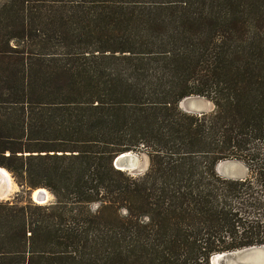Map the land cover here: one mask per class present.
Instances as JSON below:
<instances>
[{
	"label": "trees",
	"instance_id": "1",
	"mask_svg": "<svg viewBox=\"0 0 264 264\" xmlns=\"http://www.w3.org/2000/svg\"><path fill=\"white\" fill-rule=\"evenodd\" d=\"M140 148L142 175L113 167ZM0 168L54 199L0 201V264L264 245V0H0Z\"/></svg>",
	"mask_w": 264,
	"mask_h": 264
},
{
	"label": "water",
	"instance_id": "2",
	"mask_svg": "<svg viewBox=\"0 0 264 264\" xmlns=\"http://www.w3.org/2000/svg\"><path fill=\"white\" fill-rule=\"evenodd\" d=\"M194 108L196 112L200 111L202 109L200 102L195 103ZM138 161L136 154L131 152L122 153L114 158L113 167L120 171H136L138 169ZM219 167H222L228 177H239L242 174L241 166L230 160L221 162ZM3 186L0 199L7 196L5 185ZM35 190H38V196L34 200L42 202V197L46 194L45 190L41 188ZM213 256L211 257L214 260L213 264H264V245L252 246Z\"/></svg>",
	"mask_w": 264,
	"mask_h": 264
},
{
	"label": "rangeland",
	"instance_id": "3",
	"mask_svg": "<svg viewBox=\"0 0 264 264\" xmlns=\"http://www.w3.org/2000/svg\"><path fill=\"white\" fill-rule=\"evenodd\" d=\"M199 102L202 106V109H200V111L196 112L194 105H195V103H199ZM178 108H179V110H181L182 112L187 113V114L201 115V114L210 113L211 111H213L214 105L211 101L205 99L204 97L192 95V96H189V97L185 98L184 100H182L178 104ZM131 153H134L138 156V159H139L138 169L136 171H125V172H127V174H130L131 176H134V177L140 176L147 170V168L149 166V157H148L147 151L143 148H140L137 151H134V152L131 151ZM230 161H233L239 165V163L234 161V160H230ZM219 170L223 174H225L222 167H220ZM8 174H9V177L11 178V182L13 183V189L7 194V196L5 198H1L0 201H2V202L12 201L17 196V194L19 196L16 198V200L20 201V203H22V204L25 203L26 201H30L36 205H48L52 201H54L53 196L45 188H41V189H44L46 194H47L46 196H47L48 200H46L45 202H38V201L34 200V198L32 196L33 190L27 194L20 193L21 188L18 186V184L16 183V181L12 177V175L9 172H8ZM36 189H39V188H36ZM34 191H35V189H34ZM96 207H97L96 204L89 206V212L92 213V211H94ZM213 262H214V260L210 259V264H213Z\"/></svg>",
	"mask_w": 264,
	"mask_h": 264
},
{
	"label": "bare ground",
	"instance_id": "4",
	"mask_svg": "<svg viewBox=\"0 0 264 264\" xmlns=\"http://www.w3.org/2000/svg\"><path fill=\"white\" fill-rule=\"evenodd\" d=\"M5 185V193H9L13 189V183L11 182V178L9 177L8 172L4 168H0V196H1V190H3ZM33 198L36 199L38 196V190L33 191ZM42 202H45L48 200L46 194L42 197Z\"/></svg>",
	"mask_w": 264,
	"mask_h": 264
}]
</instances>
